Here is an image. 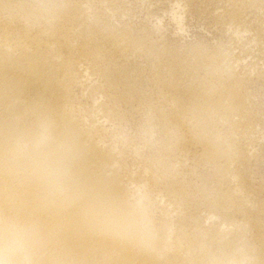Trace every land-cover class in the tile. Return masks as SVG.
Returning <instances> with one entry per match:
<instances>
[{"label": "bare ground", "instance_id": "bare-ground-1", "mask_svg": "<svg viewBox=\"0 0 264 264\" xmlns=\"http://www.w3.org/2000/svg\"><path fill=\"white\" fill-rule=\"evenodd\" d=\"M88 1L0 0V264H264L245 80L264 65L252 19L262 2L210 0L201 8L227 42L184 55L113 22L131 0ZM168 1L181 27L182 0ZM77 86L90 90V119L75 113ZM120 109L140 114L147 146L154 136L166 146L144 167L158 210L99 140L98 119ZM197 166L211 169V185L191 183Z\"/></svg>", "mask_w": 264, "mask_h": 264}, {"label": "rangeland", "instance_id": "rangeland-1", "mask_svg": "<svg viewBox=\"0 0 264 264\" xmlns=\"http://www.w3.org/2000/svg\"><path fill=\"white\" fill-rule=\"evenodd\" d=\"M131 1H132L131 4H130V2L127 4L128 7L126 6L127 8H125L126 9L125 12H124V9H122L120 11L122 14L119 15V18L112 17V18H114V19H112L113 22L115 21V23L116 22L118 23L120 20H123L125 23H127V25L131 26L134 30L138 31L141 28L142 30L140 29L139 31L147 32V33L149 32L148 35H150V37L152 36L151 38L153 39V41H155V40L159 41V42L162 41V42H160L162 44L164 42L163 45H165V47H167V50H169L170 54H174L176 52V53H181V54L186 55V54H189L190 51L192 52L193 49H196V47L198 48V47H202V46L205 47L206 46L207 48H209L210 46L217 45L218 42L219 43H224V42L226 43L227 42V38L221 34L219 24L216 23L215 21L211 20L210 18L209 19L206 18L209 16H207V13H205L202 9V8L205 9L209 6L210 0H203V1L202 0H193L194 2L191 1L192 4H191V2L189 4V2H186L184 0L180 1V5L182 6V9L178 13H181L180 16L185 13V15L181 16V20L183 22V24L181 25L182 28L180 26H178V24L176 25V21L173 22L174 20L171 17V16H173L172 15L173 14L172 13L173 8L171 7L172 5L171 6L169 5V4H171V2H169L168 0H165L167 2H165L164 0H142V1L140 0L141 2L138 0H137L138 2L136 0H131ZM260 1L262 2L261 4H262V8H263L264 7V0H259V2ZM181 2H183V3H181ZM88 3H89L88 5L93 9H101L100 4L96 0H89ZM194 4H195V6H194ZM183 6H185L186 9H183L184 8ZM197 7H200V8L202 7L201 8L202 10L201 11L198 10ZM187 9H188V11H187ZM183 10L185 11L184 13H183ZM189 10H191V11H189ZM169 11H170V13H169ZM260 13H263L261 15V16H263L264 10L263 9H262V11L260 10ZM260 13L258 12V14L254 15V17L252 19H253V22L256 23V24L253 23V25L255 24L254 27L256 29L262 30V32H263L264 29H262V28H264V16L261 17ZM122 15H123V17H122ZM120 17H122V19ZM160 22H161V25H160ZM155 25H156V27H155ZM260 26H262L261 29H260ZM154 27H155V29H158L159 32L154 33L153 32L155 30ZM150 32L151 33L153 32L152 35ZM157 34H159V35H157ZM189 48H190V50H189ZM254 50L256 51V53H255V51H254V54L251 53L252 56L259 53V50L258 51L256 49H254ZM182 51L183 52L186 51V52L183 53ZM249 56H248V59L246 58V60L248 62L250 60ZM246 60H245L246 63H244V61L241 62L242 68H245L248 65V62ZM261 62H264V59L261 60ZM258 64L259 65L257 67H254L255 69L252 68L249 71L250 73H249L248 77H250V78L248 79V77H246L247 79H245L248 82V84L246 85V92L248 94L247 97L248 96L250 97V99L248 97L249 112H250V114L252 112V114L249 115V120L246 121V123L248 122L247 124H249L250 126L253 123L252 126L253 127L255 126L254 128L258 129V130L255 129L256 130L255 135L259 134L256 136L260 137V141L255 142L256 144H254L252 146L251 151L254 154L251 158V161H250L251 163L249 162V164H250L249 168H250V174H251L252 180L254 181L256 179L254 181L255 187L257 188V190H259V193H261V194H259L258 197L260 199L263 198L262 200L264 201V138H263L264 137V79H262L258 76L259 72H260L259 68L261 69V66L264 68V65H263V63H260V61ZM242 68H239L238 71H239V74L241 76H244V74L246 73L245 70H247V69L244 70ZM263 68L261 69V71L263 70ZM256 71H257V73H256ZM157 86L161 87V85L160 86L157 85ZM73 91H74V96L76 99V104H78V106L77 105L75 106V110H76L75 113L77 114V116L79 118L84 116V117H82L83 119L92 118V114H94L93 111H94L95 107H93V104H92V100H91L92 97H91L90 90H88L86 88L84 89L81 86H77V87H74ZM76 95L78 97H76ZM96 99H97V101L98 100L104 101L102 98L100 99L97 97ZM108 102H107V104H108ZM83 105H84V107H83ZM78 107L79 108L81 107L80 110ZM83 110H85V111H83ZM122 110L123 109L117 110L116 112H118V115L116 113L112 117V120H110V121L108 120V122L106 121L107 123L100 118L98 119L99 121L97 123H99V125H98L99 140L101 138L100 141H102L101 143L103 145L105 144L104 146H106V145H108L107 147H109V146L113 147L114 146V148L116 147V150H118V152L120 151L121 156L119 157L118 161H119L120 165L122 164L121 166L124 167L123 168L124 173L127 174L128 176L129 175L134 176L136 178V180L139 181L140 183H142L143 185H146V184L148 185V186H146L147 188L145 187L146 188L145 192L146 193L148 192V194H151V195L154 194L153 199L155 201L154 200L153 201H154V204L157 206V207L155 206L156 210H158L159 209L158 207H159L161 202H160V199L157 200L155 198L156 197L155 195L157 192L156 190H153V189H155V187L153 188L152 185L150 183H148L149 177L147 174V172H148L147 170L154 166V165H152V163L154 164V162H155V159H154L155 156H160V157L161 156L162 157L167 156V150L165 149L166 146L164 147L163 142L161 141L160 138H158V136L157 137L154 136V138L151 139L150 143L153 146L151 144H149L147 146L145 144V139H146L145 134L142 132L143 131L142 130L143 125H140V124H142L140 122V117H141L140 114H137L134 111L133 112L131 111L130 113L125 114V118H124V113H127V112H125L124 110L122 112ZM86 112H88V113L86 114ZM121 113L123 114V116ZM135 114H136V116H135ZM117 117H119V118H117ZM125 120H127V121H125ZM101 123H102V125H101ZM100 128H102V129H100ZM140 145L143 147H140ZM134 147L136 149L138 148L141 152H139L138 149L136 150ZM150 147H152L153 149ZM137 151L140 154L137 153ZM123 154H125V156ZM147 154H149V155H147ZM139 155H140V157L138 158ZM189 156L190 157L187 158L186 160L185 159L181 160L180 163H178V165H180L179 167H183V168H180V169H182L180 171L184 174H186V173L188 174L189 169L192 168L193 166L195 167V165H194L195 161L193 159H190V158H192L191 155H189ZM186 161H188V162L186 163ZM122 162H124V163H122ZM183 162L186 164H184ZM192 162H194V163H192ZM149 164H150V167L148 166ZM189 166H190V168H189ZM144 167H147L148 169H146ZM144 169H146L147 172ZM196 170H197V173L199 174L196 177H200V178L191 177L192 179L190 178V180L191 181L193 180L191 183H193L194 185H196V183H197V185L198 184L201 185L203 183H207V184L211 185L210 179L213 177L212 176L213 173H212L211 169L208 167H203V166L198 167L197 166ZM192 191L196 192L193 189H192ZM156 201L157 202L159 201V204ZM154 213H157V211L155 212V209H153V211H152V214H154ZM204 222L208 224L209 220L204 221Z\"/></svg>", "mask_w": 264, "mask_h": 264}]
</instances>
